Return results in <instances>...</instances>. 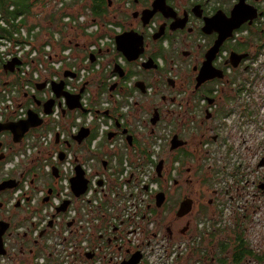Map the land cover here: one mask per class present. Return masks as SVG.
Here are the masks:
<instances>
[{"label":"flooded vegetation","instance_id":"obj_1","mask_svg":"<svg viewBox=\"0 0 264 264\" xmlns=\"http://www.w3.org/2000/svg\"><path fill=\"white\" fill-rule=\"evenodd\" d=\"M96 2L103 4L102 17L114 11L110 22L91 20L108 27V42L89 52L90 41L76 42L84 34L79 26L67 44L91 53V64L105 59V73L92 75L88 86L96 77L95 90L103 88L96 95L107 103L106 130L100 136L94 120L77 144L66 100L53 95L65 140L36 147L50 126L29 130L18 143L0 132V260L264 264V0ZM29 145L34 150L27 154ZM71 154L74 175L77 165L84 169L87 187L86 170L98 177L102 196L95 209L106 213L85 219L69 188L34 236L44 207L62 191L59 167ZM122 175L131 206L111 198L119 196ZM65 201V211L57 212ZM73 207L85 224L66 220Z\"/></svg>","mask_w":264,"mask_h":264},{"label":"built area","instance_id":"obj_2","mask_svg":"<svg viewBox=\"0 0 264 264\" xmlns=\"http://www.w3.org/2000/svg\"><path fill=\"white\" fill-rule=\"evenodd\" d=\"M62 6L63 3L58 4L57 7ZM20 19V17L17 18L15 23L18 24ZM92 23L90 18L84 20L82 15H76L75 18L73 16V19L69 15H66L61 22L62 31L58 32V30H55L51 36L49 35L48 39H41L42 36L38 28L29 31L25 26H19L11 32L10 36L0 38V122L26 119L27 112L33 110L43 119V125L50 123V129H48L46 136L40 140L38 139L36 147L46 148L48 140L55 139L56 135H58L61 141L66 139V132L62 126L61 109L56 104H53L50 114L45 115L41 106L54 95L51 90V84L70 82L73 84V87L66 86V89L76 91L77 89H81L85 83H88L92 75L105 73L106 62L102 55L98 56L96 61L91 64L89 58L91 53L83 56L64 43L65 37L63 35L65 31H71L73 28L80 26L84 32L83 35L92 38L88 45L89 52L93 53L103 48L104 44L109 40L108 32H104L103 29L107 30L108 27ZM0 25L6 27L2 19H0ZM111 29L114 28L111 27ZM13 59L19 60L20 64L15 66L14 72L5 73L3 66ZM65 72L72 73L74 76L65 77ZM7 74H11L14 78H6ZM39 83H45L44 92L37 91L36 85ZM32 96H35L41 102L40 108L37 109ZM96 99L87 85L79 99L81 108L85 112H82L80 109L71 111L67 109V112L76 122V125L69 128V132H77L80 126L90 128L91 123L96 120L99 123L98 132L100 136L104 133L106 126L101 123L103 114H95V110L105 112L107 110V103L102 98H99L98 101ZM93 101L97 102V105L92 104ZM75 112H78V114ZM29 144H31V141ZM30 150H34L31 145L27 147L26 153L28 154ZM72 158L71 154L59 167L63 186L62 191L58 197L44 207L43 215H45V219L35 229L34 236L46 224V221L54 213L61 200L67 198L70 188L69 181L74 176ZM51 159L53 163H57L56 154ZM86 171L89 174V185L86 192L79 197L82 204L80 213L85 219L93 217V220L97 221L102 213H106V209H95L101 200L102 191L97 186L98 177L91 176L90 170ZM106 189L107 186H105ZM116 191H118L119 196L115 197L114 194H111V198L117 204L126 202L127 205L131 206L130 204L133 202V199L129 198L131 188L126 183L125 175L120 177ZM90 200L92 201L90 202ZM89 208L94 211L90 212ZM131 210L133 211V208ZM83 216L79 217L77 210L73 207L68 210L66 220L70 221L76 218L77 224H85ZM4 262L0 260V264Z\"/></svg>","mask_w":264,"mask_h":264},{"label":"water","instance_id":"obj_3","mask_svg":"<svg viewBox=\"0 0 264 264\" xmlns=\"http://www.w3.org/2000/svg\"><path fill=\"white\" fill-rule=\"evenodd\" d=\"M123 40H124V35L117 36V43L119 46L123 42ZM124 54H126V53H124ZM134 56L136 57V55H134ZM134 56L132 58L127 57V59L131 61L135 58ZM89 58H90L91 62L94 61L93 55H90ZM19 64H20L19 60L13 59L12 61L8 62L7 64H5L3 66V71L5 73H8V72L12 73V72H14L15 66H17ZM64 76L65 77H67V76L73 77L74 74L69 73V72H65ZM85 86H86V84H84V86L80 89V92L78 95L72 96V97H67L66 103H67V109L68 110L80 109L82 112H85V110L81 108V105L79 103L80 94L83 92ZM44 87H45V83H39L36 85V89L38 91H41ZM51 87H52V91L54 92L56 98L63 95V91H62L63 82L51 84ZM32 99L36 103L37 106L41 105V102L35 96H32ZM53 103H54V100L50 99L41 105L43 107V113L45 115L50 114ZM106 113L107 112H105V114ZM42 124H43V119L40 118L39 115L37 113H35L33 110H29L27 112V118L26 119L13 121V122L0 123V132L7 131V132L11 133L12 138H13V142L18 143L21 140V138L24 136V134H26L29 130L37 129ZM88 134H89L88 128H81L79 130L78 134L73 139L77 142V144H80V142L83 139H85L88 136ZM57 141H58V135H56V142ZM62 158H63V156L61 155L60 159H62ZM261 165H262V162L259 164V166H261ZM53 174H54V176H56L55 167L53 168ZM8 182H10V181L5 182L4 184H6ZM69 182H70L71 192L75 198L80 197L81 195H83L86 192L88 181L85 179L84 173L81 170L79 165H77L75 167V175L70 179ZM100 184H101V182H99V185ZM2 187H5V186L3 185ZM2 187H0V189H2ZM9 187L12 189L15 186L12 185ZM47 200H48V197H45L42 202H46ZM68 204H69V201L63 202L62 205L57 209V212H64L66 207L68 206ZM48 224L50 225L51 221ZM4 255H5V251L3 250V244L0 241V256H4Z\"/></svg>","mask_w":264,"mask_h":264},{"label":"trees","instance_id":"obj_4","mask_svg":"<svg viewBox=\"0 0 264 264\" xmlns=\"http://www.w3.org/2000/svg\"><path fill=\"white\" fill-rule=\"evenodd\" d=\"M35 2H41L42 4L48 2H55L56 6L63 3L65 7H57L52 12L48 13L46 16V21L50 26H53L58 32L62 31L61 22L66 15H69L72 19L73 16L67 13L64 9L66 7H72L75 4L83 2V0H0V19H2L6 27L0 25V38L10 36L11 32L17 29L19 26H25L29 31L38 28L35 24H28V18L33 16V6ZM103 4L101 2H96V0H91L89 14L93 19L102 20L103 17ZM87 6L82 8L83 12H86ZM21 18L18 24L15 23L17 18ZM92 19V20H93ZM40 29V28H39ZM53 30H49L50 36L53 34ZM9 73V72H8ZM101 87V86H100ZM101 92L103 91V88ZM101 94V93H100Z\"/></svg>","mask_w":264,"mask_h":264},{"label":"rangeland","instance_id":"obj_5","mask_svg":"<svg viewBox=\"0 0 264 264\" xmlns=\"http://www.w3.org/2000/svg\"><path fill=\"white\" fill-rule=\"evenodd\" d=\"M89 0H83V2L81 3H78V4H75L73 5L72 7H66L64 10L71 14L72 16H75L76 15H82L84 20H86L88 18V16H90L89 14V10L86 9V12H83L82 8L86 7L89 5ZM65 7V5L63 4V6L61 8ZM55 8H57L55 2H46L44 4H42L41 2H35L34 6H33V16L29 17L27 20H28V24H35L38 26V29L40 30V33H41V36L42 38L41 39H48L49 37V30H53V32L56 30L53 26H50L49 23L46 21V16L48 13L52 12ZM108 13H110L111 15L108 16ZM107 14H105V16L103 17V21L104 22H107L109 20H111L113 18V14H114V11L111 9L108 11ZM92 19V17L90 16V20ZM98 22V21H97ZM110 22V21H109ZM99 24V23H98ZM71 36V31H65L63 37H65V40H64V43H68L69 40H72L73 41V38H70ZM92 38H89V37H85L83 34L76 40V42H79V43H88ZM77 53V52H76ZM8 77H11L12 79L14 78V76H12L11 74H7L6 75V78ZM97 78L95 77L94 78V85H92L90 88H91V92H93V94H95V97L97 98L96 100L98 101L99 98H104V96H101L99 97L102 92H101V89H98V91L95 90V82H96ZM89 89V88H88ZM101 93V94H100ZM39 94V93H38ZM96 94H98L99 96H97ZM53 99V97L51 98ZM92 104H95L97 105V102H94ZM71 111V110H70ZM76 114H78V112H75ZM95 114H104V112H101L100 110H95ZM50 126V123H47L46 125L40 127L39 129H36V130H30L28 132L27 135H30L32 134L34 131H37V132H40L41 130H43L44 128L48 129ZM45 129V130H46ZM81 128L79 127L78 128V131L80 130ZM89 129V128H88ZM58 139H60L58 137ZM32 140V139H31ZM141 185H143V183H141ZM1 264H6V262L4 263H1Z\"/></svg>","mask_w":264,"mask_h":264},{"label":"bare ground","instance_id":"obj_6","mask_svg":"<svg viewBox=\"0 0 264 264\" xmlns=\"http://www.w3.org/2000/svg\"><path fill=\"white\" fill-rule=\"evenodd\" d=\"M66 86L73 87V84L70 82L63 83V87H62L63 95L59 96L58 98H64L67 101V97H72V96H76L79 94L78 91H80V89H77L76 91L67 90ZM54 96H55V94H54Z\"/></svg>","mask_w":264,"mask_h":264}]
</instances>
